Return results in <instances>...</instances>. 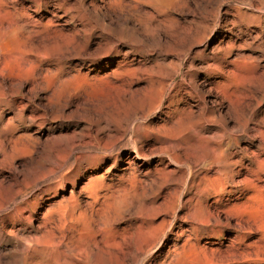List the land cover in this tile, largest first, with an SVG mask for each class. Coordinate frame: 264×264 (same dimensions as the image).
I'll return each mask as SVG.
<instances>
[{"label":"rangeland","instance_id":"rangeland-1","mask_svg":"<svg viewBox=\"0 0 264 264\" xmlns=\"http://www.w3.org/2000/svg\"><path fill=\"white\" fill-rule=\"evenodd\" d=\"M184 1H172L179 2L177 6L172 2L141 0L135 6V1L125 0L124 14L105 12L106 8L103 11L108 14L105 22H110L113 29L125 22L124 42L115 41V36H101L96 30L85 48L91 58L82 51L77 57H69L72 49H67L70 55L64 48V53L54 52L53 56L59 55L57 58L62 61L60 73L56 72L53 56L42 64L31 61L21 66L29 73L35 72L37 66L36 77L42 76L41 79L34 77L37 89L32 92L31 86L25 85L17 97L18 102L28 105L22 119L19 108L6 105L16 99L14 88L4 93L2 100L5 101L0 103V264H153L150 259L158 255L156 264H187L189 260L193 264H264L259 261L264 257L255 256L262 243L260 228L256 225L264 226V174L234 176L219 196L209 191L198 200L196 194L203 176L201 165L189 162L182 168L184 184H177L176 165L170 164L165 156L160 165L155 154L162 136L170 138L184 123V126L199 125L196 129L203 125L201 130H211L209 134L220 130L223 144H232L229 150L232 158L227 161L231 166L234 161H241L246 166L252 163L250 167L254 170L257 162H264V0ZM23 15L36 20L30 10L23 11ZM64 20L49 15L44 19L50 23L48 26H57L67 34L65 31L70 27L60 26ZM164 20L167 23L163 24ZM172 30H177L180 39ZM109 39H114L116 46L101 51L103 48L98 45L104 47L105 40L108 43ZM7 66L0 62L2 74ZM30 115L33 119L26 121L25 127L21 121ZM13 125L16 129L7 136L6 131ZM137 125L152 129L142 143L148 158L136 160L133 149L123 147L130 138L129 131L113 143L110 151L102 149L108 142L106 135ZM170 129L175 131L169 132ZM258 146L262 149L257 150ZM244 148L255 155L246 158L242 153ZM116 156L123 159L117 169L112 168L110 161ZM205 157L209 156L205 154ZM144 162L147 164L137 170L136 166ZM189 165L195 174L191 177ZM233 168L240 170L238 166ZM164 173L168 176L160 198L145 212L160 209L163 214L155 219L153 226L155 234L161 236L159 244L164 242L170 223L174 222L172 240L163 252L155 247L137 257H112L109 253L114 243L112 234H117L118 241L127 232L128 223L108 226L102 219L91 224V213L101 214L110 203L111 192L123 189L120 182L128 184L138 174L136 179L142 183L145 197H149L153 183ZM213 175L211 170L208 177ZM188 182H192V187L178 201L184 203L189 198L192 202L185 205L186 209L179 207L170 211L171 196L168 195L175 187L177 192H182ZM246 182L250 184L244 186ZM197 202L222 223L212 228L210 219L214 234L199 237L200 222L173 220L176 214L182 217L187 211H193L199 205ZM248 227L254 230L251 236L244 233ZM182 256H186V262Z\"/></svg>","mask_w":264,"mask_h":264},{"label":"bare ground","instance_id":"bare-ground-1","mask_svg":"<svg viewBox=\"0 0 264 264\" xmlns=\"http://www.w3.org/2000/svg\"><path fill=\"white\" fill-rule=\"evenodd\" d=\"M123 1H125V0H0V62L5 63L6 65L9 64V66H10V67L7 66L5 74H2V72L0 71V103L2 101H5V99L4 100H2V99L4 98L3 96L5 94H7L6 91L14 88L15 89L14 95L16 96V99L14 98L12 101L9 102V104L8 103L7 104L5 103V104L8 107H11L13 109L19 108V110L21 112V119H22V116L25 113L28 105L26 103H24L23 101L18 102L17 97H19V94L21 93V89L25 85L31 86L30 91H32V92H33V90L37 89L36 86H38V85H36V86L34 85L35 80H36V79H34V77H36V74L38 72H37V66H35L36 71L34 72L32 70V72L30 71L31 73L26 72V71L24 72L21 69V66H23V65L26 66V64L27 63L30 64L31 61H32V63L34 62L35 64L45 63L48 59L52 58L51 56H53V54L54 55H55V53L59 54V52L64 53V51H62V48H64V50H66L67 53L70 49H72L73 50V52H71L72 56H69L72 58H74L73 56H76V55L78 56V54L81 51H82L83 55L86 54L87 57H90V54H89L90 52L87 53V50L85 52V48L88 47L87 45L89 44L91 39L94 38L96 30H99L98 32H100L101 36L107 35V36H109V38H111L110 35L115 36V38H116L115 41L124 42L123 41L124 38L126 39V37H125L126 35H124V33H126V28L125 29L123 28L125 25V22L123 21L124 23L122 22V25H120L116 22L117 25H120V26H119V28L113 29L112 26L110 25V22L109 23L105 22V18L107 17L108 14L106 15L103 12L106 8L107 10H105V12H107V11H118L120 13H118V12L117 13L121 14L122 10H124L123 8L126 6L125 4H123L124 3ZM132 1L136 2L135 6H137V3L139 4V2H141V0H132ZM153 1L167 4V3H171L174 0H153ZM183 2H185V1L183 0ZM26 3L29 4L28 7L26 6ZM143 3H145V2H142L140 4H143ZM172 3L174 4L175 2H172ZM147 5H149V3ZM171 5H168V8H169V6L171 7ZM181 5H182V3H181ZM177 6H179V5H177ZM177 6H176V8H179ZM183 6H184V3H183ZM185 6H186V3H185ZM187 7L188 6H186V9H187ZM156 8L154 10H157L159 8V6L157 9ZM132 9H134V6ZM135 9H137V8L135 7ZM174 9H175V7H174ZM25 10H28V11L30 10L31 13L36 17V20H29L26 16L24 17L23 11H25ZM158 11H160V10H157V12ZM124 12H125V10H124ZM111 13H113V12H111ZM159 13H157V14H159ZM146 14H145V16H146ZM46 15H49L55 19H58V20L61 18L62 19L64 18L65 20L62 21V25H60V26L62 28H63V26H69L70 27L69 31H65L67 34H65L63 32L64 29H62V30H60V28L57 29L58 28L57 26H56L57 28L56 27L52 28L51 26H48V24H50V23H46L44 21ZM153 15L151 17L150 16L149 17L152 19ZM162 15H163V13H162ZM118 16H120V15H118ZM118 19H116V20L119 22L120 20H118ZM122 19L124 20V18H122ZM147 19L150 21L149 18H147ZM147 19L145 21H148ZM156 19H154V20H156ZM109 20H110V18H109ZM136 20L138 21L140 19H136ZM111 22H112V20H111ZM138 22L141 23V20ZM156 22H157L156 24H158L159 21L156 20ZM169 22H170V20H169ZM126 23H127V21H126ZM142 23L146 24V22H144V21H142ZM165 23H167V22L165 21L163 24H165ZM51 24L53 26L54 23H51ZM161 24H162V22H161ZM112 25H114V24H112ZM77 26H79V27H77ZM169 27H170V25H169ZM152 28L156 29L155 26ZM158 28H159V26H158ZM144 29H146V28H144ZM132 30L133 29H131L130 31H132ZM146 31L147 30H145V32ZM172 31H174V30H172ZM132 32L134 33V31H132ZM148 32H150L149 29H148ZM174 32H171V33H173L177 36V34H178L177 30ZM133 33H130L131 34L130 36H132ZM179 33H180V31H179ZM112 34H114V35H112ZM151 34L152 33L150 32V35ZM96 35H98V34H96ZM147 35H148V33H147ZM154 35H152V36L154 37ZM171 35L172 34H170V36ZM175 35L172 36V38L173 37L175 38ZM178 35H180V34H178ZM128 37H127V39H128ZM180 37H181V35L178 36L177 39H180ZM103 38H105V37H103ZM106 38H108V37H106ZM133 38H135V37H133ZM129 39H131V38H129ZM135 39H137V38H135ZM113 40L109 39L108 43H107V40H105L106 42L103 40L106 43L105 44L102 41L105 44V46L103 47L101 45H98L99 47H102L104 49L103 50L101 48L102 49L101 51L104 52L105 49H107V51H108V48H114L116 45H114ZM151 40H153V39H151ZM174 41H177V40H174ZM128 42H130V41H128ZM94 44H96V43H94ZM160 45H162L164 47L163 44H160ZM169 45H171V43ZM95 47H96V45H95ZM166 47H168V46H166ZM91 48L93 50L94 47H91ZM57 49H58V51H57L58 53L56 52ZM59 49L61 51H59ZM67 49H69V50H67ZM52 50H53V53L51 55L50 51L52 52ZM170 51H172V50L170 49ZM174 52H177V51H174ZM82 54H80V55H82ZM123 54H125L124 51H123ZM178 54L181 55L180 53H178ZM62 55L63 54H61V57H62ZM92 55H94V54H92ZM95 55H97V54L95 53ZM65 56H67V55H64L63 57L65 58ZM53 57H56V56H53ZM57 57L55 58V60L53 59L55 61L53 63H55L56 72L60 73L62 71V61H60L61 59L59 60V58H57ZM64 58H63V60H64ZM161 59H162V57H161ZM157 60H158V58H157ZM167 61L169 62V60H167ZM15 70L17 72H15ZM40 73L43 74L44 72H40ZM41 76H42L41 74H40V76H38L39 79H41ZM38 77H36V78H38ZM41 81H40V83H41ZM13 90H12V92H13ZM11 94H13V93H11ZM167 99H168V97H167ZM161 102H159V104H161ZM170 103H171V101H170ZM160 107L161 106L159 105L155 109H158ZM155 109L153 111H156ZM203 118L205 120L204 116H203ZM32 119H33V116H31V115L27 116L24 121H21V124L25 125L26 121L30 122V121H32ZM200 122H203V120ZM205 122H206V120H205ZM181 124L183 125L184 123H181ZM200 124L202 125V123H200ZM179 125H180V123H179ZM182 125L179 126L178 129H175L176 130V133L174 132L175 135L171 136L170 138H164L162 136L163 139H161V145L155 150V154L160 161L159 162L160 165H161V158L164 156L166 157V159L169 161L170 164L176 165L177 171H178V176H177L175 182L177 184L178 183L184 184V181H185L184 175L185 174L182 172V170H183L182 168L184 166H187L189 162L196 161L195 164L197 163L198 165L199 164L201 165V167H199V168H201V170L203 171V176L201 177V181L199 184L202 186L200 187L198 185L200 188H199L198 193L196 194V196L198 197V200H199V198L208 194L207 192H209V191H212L214 194L219 196V194L221 192H223V190L225 189V186L227 184H230L233 182L231 180L233 179L234 176L249 175L251 173H253L255 176L258 174H264V162H257V164L254 167V170L250 167L252 165V163H249V165L246 166V165H242L241 161H234L232 163V166H231L230 163H228L227 161L230 158H232V154L229 152L232 144L231 143H229V144L226 143L225 145L223 144V142L220 139L223 137V135L219 134L220 130L219 131L217 130V132L214 131L213 133L209 134V132L211 130H209V132L208 131H204V132L202 131L203 125L200 127L202 130L196 129L199 125L198 126L196 125L197 126V127L195 126L196 128L193 126L195 129L192 126H186V125L182 126ZM25 127H26V125H25ZM15 129H16V126H14V125L10 126V128L6 131V135L11 136ZM120 129L116 130V132L112 135L111 134L106 135L108 138V142H105L102 149L106 152L110 151L114 146L113 143L123 139L126 132L129 131L131 134L130 138L127 141H125V143L123 144V147H131L133 149V153H134L133 158H135L136 160H138L140 158H148L149 154L144 151V149H143L144 147H143L142 143H143L144 138H146V136L148 134H150L152 129L149 126H141V125H137L136 127H131L130 129L129 128H125L122 130H120ZM163 130L164 129H162V131ZM170 130H169V132L175 131L174 129H173V131H172V129H170ZM256 131H257V129H256ZM164 133H165V130H164ZM258 133H260V132H258ZM17 140H19V139H17ZM230 141H232V143H233V140L230 139ZM194 143H195V145H194ZM258 149L261 150L262 147L258 146L257 150ZM242 153L244 156H246V158L247 157L249 158V155H255V152H253V151L249 152L247 150V148H244L242 150ZM205 154H207L209 157L206 158ZM209 158H211V159H209ZM98 160H99V158H98ZM100 160H101V158H100ZM110 161L112 164V168H116L117 166L122 164L123 159L118 158V156H116L114 158V160H110ZM146 164H147L146 162L139 164L138 166H136V169L138 170L140 168H143ZM233 166L234 167L235 166L240 167V170H235L233 168ZM191 169L192 168L189 165V168H188V174L190 175L189 177H191L192 175H195L192 173ZM211 170L212 171L214 170V175H213L214 177H212V178L208 177V173ZM138 176H139V174L136 176H133L132 179L128 182V184H125L124 182H120V184L124 186L123 189L121 191L115 190V191L111 192V197L109 198L110 203L105 208H103L104 210L101 211L102 212L101 214L97 213V212L91 213V219H90L91 224L92 223L97 224V223L101 222L102 219L105 220V222L108 226H117V224H119L121 222H123V223L127 222L128 223V225L126 227L127 232L122 234V236H120V238L118 236V238H119L118 241H116V238H115L117 236V234L116 233L112 234V236L114 235L113 236L114 243L112 244V246H110L112 248L109 247V253L114 258H116V257L124 258V257H128L130 255H134V257H137L138 254H141L143 252H149L150 250H152L155 247H159L160 252H163L165 250V248L167 247V244L172 240V236H173L172 231L175 227L174 222L172 221L170 223V229H169L168 234H166V239L164 240V242L159 244L161 236L155 234V232H154L155 229L153 226H154L155 219L162 216L163 214H162L160 209H154V211L150 212L149 214H147L145 212L147 207L153 206L159 200V198H160L159 196L161 194L160 192H161L162 186L167 182L168 173H164L158 182L153 183V189H151L150 193L148 194L149 197H145L146 194L143 192V189L141 188L142 183L137 180ZM173 182H174V180H173ZM189 184H190V186H188ZM189 184H187L183 188L182 192H177L178 188L175 187V189H173L174 191H172L173 193L168 195V196H171V199L169 197V200H170L169 201L170 202L169 210L170 211L173 212L175 209H177L179 207L183 210L185 208V205H187V204L189 205V203L191 201V199H189V198H188L189 200L187 199V201H185L184 203H180L178 201V200H180L179 196H181V194L187 192L192 187V182H190ZM249 184H250V182H246V183H244V186L249 185ZM126 186H128V188ZM116 189H118V188H116ZM186 195H187V193H186ZM216 198H218V197H216ZM165 200L167 201L168 199H165ZM194 200H195V198L193 199V201ZM214 201L219 202L218 199H216ZM198 202H200V201H198ZM164 203H165V201H164ZM200 205L201 204H199V205L196 204L193 211H187V213H184V214L182 213L183 214L182 217L181 216L178 217L177 214H176V216L174 215L173 220L174 221L179 220L182 222H200L202 224V229L198 230L199 237L207 235V234H214V232H215L214 229H210V226H209L210 219H212V225H213L212 228H216L217 225L222 224V223L220 222L218 217H213L214 215H211L208 211H206L207 209H204V208L202 209L203 205H201V206ZM200 211H201V214H200ZM204 211H206V212L204 213ZM202 214H207V216L205 217ZM228 222H229L228 219H226L224 224L227 226V225H229ZM251 222H253V221H251ZM249 225L252 227L253 223H251ZM251 227H248L245 229L246 232H244V233H246L247 236H251L254 232V230ZM256 227H258L257 228L258 230L260 228L262 243L258 247L259 254H255V256L256 257L257 256L264 257V226L256 225ZM232 228H233V230L236 231L237 226H234ZM129 231H133V232L128 233ZM124 235H126V236H124ZM197 251H200V250H197ZM231 252H233V251H231ZM231 252H229V254H231ZM234 254H236V253L234 252ZM240 255L242 256V254H240ZM226 256H227V254H226ZM158 257H159V255L157 257H155L153 260L150 259V261H152L153 264H156ZM182 257L184 258L183 262H186V256H182ZM259 261L264 263V258L259 259ZM184 264H186V263H184ZM187 264H193V263H191V260H189V263H187Z\"/></svg>","mask_w":264,"mask_h":264}]
</instances>
